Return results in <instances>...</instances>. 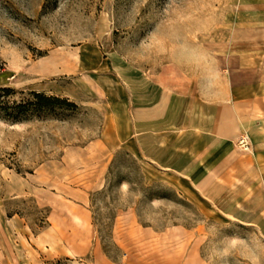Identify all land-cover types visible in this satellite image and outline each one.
Wrapping results in <instances>:
<instances>
[{
	"label": "rangeland",
	"instance_id": "rangeland-1",
	"mask_svg": "<svg viewBox=\"0 0 264 264\" xmlns=\"http://www.w3.org/2000/svg\"><path fill=\"white\" fill-rule=\"evenodd\" d=\"M258 15L242 0H0V87L14 89L12 109L30 111L19 122L0 114V247L24 243L40 264H102L96 251L109 264H264L256 226L101 142L105 103L148 77L212 97L229 76L258 79L264 25L250 22ZM32 90L77 107L34 106ZM82 205L91 226L74 231L83 216L71 213ZM49 242L92 248L39 254Z\"/></svg>",
	"mask_w": 264,
	"mask_h": 264
},
{
	"label": "crops",
	"instance_id": "crops-1",
	"mask_svg": "<svg viewBox=\"0 0 264 264\" xmlns=\"http://www.w3.org/2000/svg\"><path fill=\"white\" fill-rule=\"evenodd\" d=\"M242 6L259 14L251 23L264 25V0H242ZM250 70L243 69L244 73ZM258 71V79L242 83L227 77L221 97L202 95L185 81L148 77L105 103L102 145L110 152H129L140 164L166 176L180 193L201 199L231 220L256 226L264 237V91H257L264 89V61ZM242 135L248 136L247 150L239 144ZM149 175L153 173L147 170L146 178ZM83 205L71 213L78 216L81 210L83 216L72 219L74 231L91 226L90 211ZM91 248L90 242L79 250L74 244L49 242L34 251L73 258ZM96 254L102 264H109ZM38 261L24 243L6 241L0 247V264Z\"/></svg>",
	"mask_w": 264,
	"mask_h": 264
},
{
	"label": "trees",
	"instance_id": "trees-1",
	"mask_svg": "<svg viewBox=\"0 0 264 264\" xmlns=\"http://www.w3.org/2000/svg\"><path fill=\"white\" fill-rule=\"evenodd\" d=\"M13 91L14 89L11 87H0V114L15 122L26 120L29 118L30 112L26 104L20 103L14 109H12L9 105L7 98ZM30 95L31 97L35 98V101H31L30 103L34 106L36 105L41 108H52L56 106H69L71 108L77 107V104L75 102L70 101L68 98L65 97L49 95L45 92H40L36 90L30 91ZM125 153L133 157L129 152L125 151Z\"/></svg>",
	"mask_w": 264,
	"mask_h": 264
},
{
	"label": "built area",
	"instance_id": "built-area-1",
	"mask_svg": "<svg viewBox=\"0 0 264 264\" xmlns=\"http://www.w3.org/2000/svg\"><path fill=\"white\" fill-rule=\"evenodd\" d=\"M239 144H240V146H241L243 149H245V150L249 149V140H248V136H247V135H242V136L240 137Z\"/></svg>",
	"mask_w": 264,
	"mask_h": 264
}]
</instances>
